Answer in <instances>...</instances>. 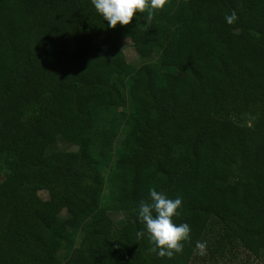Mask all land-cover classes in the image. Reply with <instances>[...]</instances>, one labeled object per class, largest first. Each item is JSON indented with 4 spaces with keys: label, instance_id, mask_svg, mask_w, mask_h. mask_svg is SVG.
<instances>
[{
    "label": "trees",
    "instance_id": "16d2710c",
    "mask_svg": "<svg viewBox=\"0 0 264 264\" xmlns=\"http://www.w3.org/2000/svg\"><path fill=\"white\" fill-rule=\"evenodd\" d=\"M59 137L76 148L48 151ZM150 188L182 198L171 258L137 218ZM233 246L264 249V0H167L115 28L91 0H0V264H227Z\"/></svg>",
    "mask_w": 264,
    "mask_h": 264
},
{
    "label": "clouds",
    "instance_id": "9594fccd",
    "mask_svg": "<svg viewBox=\"0 0 264 264\" xmlns=\"http://www.w3.org/2000/svg\"><path fill=\"white\" fill-rule=\"evenodd\" d=\"M167 0H91L96 12L107 21L109 28H115L118 24L128 25L136 13H141L145 8L161 9ZM225 22L229 25L237 20V14L233 10L226 14ZM149 202L140 201L137 218L144 225L148 233V239L153 245L152 251L158 256L171 258L175 253L183 251V242L190 239L191 228L187 223H175L174 216L179 215L182 206V198L167 197L163 192L149 189ZM143 233L138 231L137 236ZM196 248L200 255L207 250L206 241H197Z\"/></svg>",
    "mask_w": 264,
    "mask_h": 264
},
{
    "label": "rangeland",
    "instance_id": "374dc122",
    "mask_svg": "<svg viewBox=\"0 0 264 264\" xmlns=\"http://www.w3.org/2000/svg\"><path fill=\"white\" fill-rule=\"evenodd\" d=\"M120 46L127 60L131 64L137 66V65L144 63L147 60L138 55L130 39L123 40L120 43ZM148 60H150V58ZM246 119L248 121L249 117L246 116ZM75 148H76L75 144L64 140L62 137H59L56 142L50 144V146L48 147V151H53L56 149L71 150ZM39 195L43 198H46L48 196V193L45 190H42L39 192ZM111 215L115 223H117L118 220H120L122 217L121 213L112 212ZM209 230L212 231V233L214 234L215 238L213 239H217L216 237L217 229L215 228L214 224L209 226ZM212 242H213V247H215V241H212ZM231 256H233L234 259L233 261H228L227 264H264V249L259 253V256L255 257V256H252L246 250H244V248L233 246Z\"/></svg>",
    "mask_w": 264,
    "mask_h": 264
}]
</instances>
